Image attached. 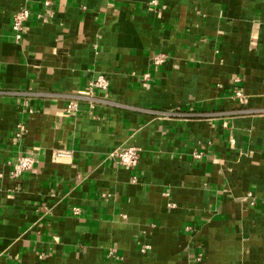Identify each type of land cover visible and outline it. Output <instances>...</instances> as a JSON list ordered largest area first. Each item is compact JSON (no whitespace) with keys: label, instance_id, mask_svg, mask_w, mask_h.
I'll return each mask as SVG.
<instances>
[{"label":"crops","instance_id":"obj_1","mask_svg":"<svg viewBox=\"0 0 264 264\" xmlns=\"http://www.w3.org/2000/svg\"><path fill=\"white\" fill-rule=\"evenodd\" d=\"M0 264H264V0H0Z\"/></svg>","mask_w":264,"mask_h":264},{"label":"built area","instance_id":"obj_2","mask_svg":"<svg viewBox=\"0 0 264 264\" xmlns=\"http://www.w3.org/2000/svg\"><path fill=\"white\" fill-rule=\"evenodd\" d=\"M49 4V2L47 3ZM30 16V11L27 8H23L16 12L13 15L12 29L15 32L16 39L20 41L23 38L24 34V23ZM155 61L159 63L161 60L159 58H155ZM109 86L108 80L104 76H97L92 79L88 87L82 93H79L78 99H82L85 101H89L90 104L95 103L96 93L103 92L107 90ZM79 107L78 101H71L66 105V110L77 111ZM69 153H59V155L67 156ZM111 157L115 159V161L122 167L130 169L138 166L140 161L139 150L133 146L120 147L111 152ZM194 156L196 159H201L202 154L200 152H195ZM37 162L36 157L33 153L27 152L19 155L12 166V170L10 171V175L12 178L17 179L22 176L25 172L33 169Z\"/></svg>","mask_w":264,"mask_h":264}]
</instances>
